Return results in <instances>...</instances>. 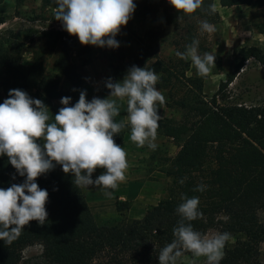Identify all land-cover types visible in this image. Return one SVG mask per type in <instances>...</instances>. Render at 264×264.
<instances>
[{"label": "trees", "instance_id": "16d2710c", "mask_svg": "<svg viewBox=\"0 0 264 264\" xmlns=\"http://www.w3.org/2000/svg\"><path fill=\"white\" fill-rule=\"evenodd\" d=\"M161 1L165 4L164 22L176 32L172 45L183 52L194 39L199 40L201 21L214 25L221 20L219 10L209 12V5L217 0H204L202 8L190 16L177 12L168 0ZM218 1L225 7L246 4L253 9L263 8L257 28L264 35V0ZM43 4L53 9L52 20L60 22L54 19L56 0H43ZM179 16L182 18L178 19ZM4 22L0 17V24ZM158 33L149 30L138 37L142 47L135 62L159 75L158 85L168 91V106L182 112L181 118L176 119L162 116L160 108L157 110L161 116L158 131L180 147L161 169L171 179L166 195L149 206L141 218L124 216L129 202L118 201L122 218L99 223L84 188L76 187L73 175L65 174L62 166L56 165L36 180L49 193L45 206L47 221L44 225L31 221L11 244L0 240V264H19L23 250L34 244L42 245L43 257L50 264H159L161 250L175 239L173 229L181 219L176 209L183 202L182 196L199 197L198 211L202 216L190 222L195 231L206 235L210 229L217 228L223 233L244 235L226 250L220 264H264L258 248L264 243V220L260 217L264 212V102L228 103L223 95L247 60L254 58L264 66V51L256 45L240 47L236 69L228 73L227 80L208 98L187 84L184 59L162 57L148 43L156 40ZM17 38L8 43L0 38V68L5 72L1 88L7 94L4 97L0 89V103L12 89L27 91L31 73L38 76L37 89L45 99L72 97V91L59 77L46 72L42 59L35 60L31 66L23 63L27 42L20 32ZM39 38L55 51V69L65 84L82 88L83 79L73 60L81 46L78 37L51 27L43 29ZM127 71L128 68L121 72ZM129 131L125 127L114 136L115 142L121 146ZM25 179L6 155L0 156V188L21 184ZM201 184L206 186L205 190L194 191Z\"/></svg>", "mask_w": 264, "mask_h": 264}, {"label": "clouds", "instance_id": "9594fccd", "mask_svg": "<svg viewBox=\"0 0 264 264\" xmlns=\"http://www.w3.org/2000/svg\"><path fill=\"white\" fill-rule=\"evenodd\" d=\"M203 2L168 0L177 12L189 16L202 8ZM56 5L54 19L62 22L69 35L78 37L82 45L101 48L120 46L115 37L136 9L134 0H56ZM209 12H216L215 4L209 5ZM200 30L202 34H211L216 29L204 20L200 22ZM199 43L194 39L184 52L178 51L176 55L190 59L197 75L205 77L216 67V55L209 52L201 55ZM159 79L153 69L133 65L122 80H106L105 86L110 92L107 98L93 97L89 102L86 92L81 91L78 102L69 106L71 97H62L63 107L54 120L41 99H33L20 89L9 91L8 98L0 103V156L6 155L19 176L26 179L7 189L0 188V240L11 244L31 221L45 224L49 193L36 180L56 165L62 166L65 174L73 175L76 187L96 186L105 195H111L108 190H115L125 180L129 166L127 153L115 142L114 136L130 126L133 143L156 150L161 120L157 105L165 103L164 95L156 87ZM124 100L127 118L116 122L114 118L120 114L117 101ZM98 168L105 171L93 180ZM205 187L198 185L194 191L202 192ZM181 199L183 202L176 209L181 219L173 229L175 239L161 250L159 264H177L186 252L193 257H205L207 264H220L231 234L203 235L195 231L190 222L202 216L198 211L199 197L182 196Z\"/></svg>", "mask_w": 264, "mask_h": 264}, {"label": "rangeland", "instance_id": "374dc122", "mask_svg": "<svg viewBox=\"0 0 264 264\" xmlns=\"http://www.w3.org/2000/svg\"><path fill=\"white\" fill-rule=\"evenodd\" d=\"M136 9L132 14L126 26H123L115 39L119 42L118 48L97 47L93 45H82L75 51L73 60L78 65V70L83 79V87L74 89L67 86L56 71L54 60L55 51L47 48L40 40V32L45 28L56 27L63 29L62 23L52 20L53 9L43 4V0H0V17L5 22L0 24V38L5 43L18 40L17 35L20 32L27 42L26 50L23 53L22 61L25 65L31 66L35 60L42 59L47 73L56 75L61 79L65 87L73 93L69 106H73L79 100L80 92H86V99L90 102L93 97L101 99L107 98L110 94L105 86L108 78L114 82L120 81L127 73L121 72L123 69H130L133 65L138 66L135 62L141 53V44L138 37H143L149 30H157L158 38L151 43L158 55L162 57L172 56L177 58L176 52H183L172 45L173 37L176 34L172 26L162 23L164 18V1L161 0H134ZM216 9L221 14V20L214 24L215 32L201 33L198 32L200 41L199 52H209L216 55L215 65L211 72L201 77L197 75V70L191 60H185L187 63V84L205 94L210 98L218 91L222 82L228 78V73L236 69L238 61V50L243 46L256 45L264 51V35L259 32L257 24L261 19L263 8L253 9L246 4L225 7L217 0ZM33 40V41H31ZM180 58V57H178ZM150 61H153L151 59ZM5 78L3 68H0V89ZM38 76L35 73L29 75V88L25 91L33 99H41L49 108L50 116L58 113L63 107L61 99L47 100L37 89ZM157 89L165 97L163 105H157L161 110L162 116H173L180 119L182 112L177 108H172L167 104V89L161 88L158 83ZM3 91V90H2ZM3 96L7 94L2 92ZM223 95L228 103H238L254 105L264 102V66L254 58H250L244 64V67L237 73L234 80L224 89ZM119 105V115L114 120L123 119L127 116V102L117 101ZM52 122V121H50ZM130 129V126H128ZM155 143L156 150H151L145 145L136 147V155L141 164H133L135 171L133 187L128 189L139 196L148 195L147 204L137 206H151L163 198L170 183V177L161 169L164 162L170 156H174L179 150V146L172 138L166 137L157 130ZM126 147L128 143L125 144ZM126 151V148H124ZM127 152V151H126ZM136 163V162H135ZM139 166V168H137ZM92 179L95 180V172ZM118 186H121L119 184ZM90 207L99 223H109L118 221L122 218L120 211L117 209L118 201L129 202L130 207L125 210L124 216L130 218H141L137 213H130V208L134 204L133 198L119 199L120 190H108L111 195H105L103 189L90 186L84 188ZM114 192V193H113ZM150 193V194H149ZM142 194V195H141ZM109 196V197H108ZM100 197H105L101 198ZM261 219L264 220V212L260 213ZM214 233H223L217 228L210 229L206 235ZM231 239L226 243L224 254L228 248L233 247L238 239L244 238L241 233H230ZM260 258L264 262V243L259 246ZM19 264H50L43 257V247L41 244H34L23 250V258ZM177 264H207L205 257H193L191 253H185L177 261Z\"/></svg>", "mask_w": 264, "mask_h": 264}, {"label": "crops", "instance_id": "0c3cea01", "mask_svg": "<svg viewBox=\"0 0 264 264\" xmlns=\"http://www.w3.org/2000/svg\"><path fill=\"white\" fill-rule=\"evenodd\" d=\"M164 16V15H163ZM162 23H165L164 22V18L162 19V21H161ZM165 25H167L166 23H165ZM169 26V25H168ZM171 26V25H170ZM173 27V26H172ZM126 118H127V116H124V118L123 119H119V120H115L116 122H120V121H124V120H126ZM128 143V146L126 147V145L125 144H127ZM121 147H123V148H126V153H127V160H128V168H127V170H126V173H125V176H126V178H125V180L124 181H122V182H120L119 184H121V186H118L117 187V189L118 190H120V193H119V199H124V200H126V198H133L134 199V204L131 206V208H130V213H136L135 211H134V208H136V210L138 211V215H140V217H142L144 214H145V212H146V210H147V208H148V206H146V207H140V206H137V205H139V204H141V203H143L144 205L145 204H147L146 202L149 200V198H147V196L148 195H145V196H139V194L138 193H135L134 194V192H132V191H129L128 189H130L131 190V188H134L133 187V185H134V183L135 182H133L134 181V179H133V173H134V171H135V166L133 165V164H141L140 162H139V159H138V157L136 156V155H134V149H135V147H136V145H135V143H133L132 141H131V139H130V131L126 134V137H125V140H124V142L122 143V145H121ZM136 162V163H135ZM137 168H139V166L137 167ZM105 171V169H102V168H98V169H96V171H95V176H96V178L99 176V175H101L103 172ZM116 190V189H115ZM117 191V190H116ZM114 193V192H113ZM150 194V193H149ZM142 195V194H141ZM109 197V196H108ZM101 198H105V197H100V199ZM153 203H157L156 201H152ZM137 214V213H136Z\"/></svg>", "mask_w": 264, "mask_h": 264}]
</instances>
